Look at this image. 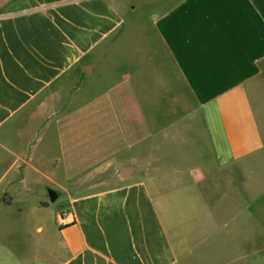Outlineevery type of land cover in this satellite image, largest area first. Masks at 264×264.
Here are the masks:
<instances>
[{"label": "crops", "instance_id": "0c3cea01", "mask_svg": "<svg viewBox=\"0 0 264 264\" xmlns=\"http://www.w3.org/2000/svg\"><path fill=\"white\" fill-rule=\"evenodd\" d=\"M125 5L0 0V264H264V0Z\"/></svg>", "mask_w": 264, "mask_h": 264}, {"label": "rangeland", "instance_id": "374dc122", "mask_svg": "<svg viewBox=\"0 0 264 264\" xmlns=\"http://www.w3.org/2000/svg\"><path fill=\"white\" fill-rule=\"evenodd\" d=\"M130 0H124L125 2V6H128V3H129ZM249 169L251 171V179H255V181L257 180V183H260V184H264V158L263 160H254V161H251L250 164H249ZM259 179H262V180H259ZM259 180V181H258ZM32 208H27L25 209L28 213V211H31ZM12 210H14L13 208L12 209H9V210H6V211H0V221L5 220V221H8V223H11L10 226H12V229L14 230H19L22 232V229L25 230V236H29V234L31 232L34 231L35 227H36V224H34V222H27L22 220V219H16V221H13L11 215L9 214H4V212H13ZM52 209H47V210H43L41 212V219L43 222L46 223V221H49L51 215H50V211ZM214 210V209H213ZM214 211H215V214H214ZM213 211V223H203L202 224V227H201V231L204 232V231H208L210 230L211 228L212 229H215L219 226V224H221L220 221L222 220H226V213L224 211L223 208H216L215 210ZM5 216V217H4ZM37 217V216H36ZM183 227V226H182ZM9 229L5 228V227H0V234L1 233H5V232H8ZM30 232V233H29ZM181 232H184V234L186 233L187 235H191V237L193 236V229H192V226H187L185 227V229L183 230V228L181 229ZM220 232H225V230L223 231H220ZM32 239V238H31ZM224 243H226V240L225 239H216L213 241V244L211 245V249H210V245H205L203 247V251H210L212 250L214 255H213V258L211 261H208L209 263L211 264H221V258H224L226 255H225V250H224ZM29 257V260L30 258L32 257V254L31 256L30 255H27ZM8 262V261H7Z\"/></svg>", "mask_w": 264, "mask_h": 264}, {"label": "water", "instance_id": "95a60500", "mask_svg": "<svg viewBox=\"0 0 264 264\" xmlns=\"http://www.w3.org/2000/svg\"><path fill=\"white\" fill-rule=\"evenodd\" d=\"M119 171H120V173H121L123 178H127V174H129V172L131 171V168H129V167H119ZM49 198L53 199L52 193H49Z\"/></svg>", "mask_w": 264, "mask_h": 264}, {"label": "built area", "instance_id": "2783aa9c", "mask_svg": "<svg viewBox=\"0 0 264 264\" xmlns=\"http://www.w3.org/2000/svg\"><path fill=\"white\" fill-rule=\"evenodd\" d=\"M71 221H72V219H71V215L69 213H67L64 216H61V218H60L61 224H67V223H70Z\"/></svg>", "mask_w": 264, "mask_h": 264}, {"label": "trees", "instance_id": "16d2710c", "mask_svg": "<svg viewBox=\"0 0 264 264\" xmlns=\"http://www.w3.org/2000/svg\"><path fill=\"white\" fill-rule=\"evenodd\" d=\"M44 206V204H42Z\"/></svg>", "mask_w": 264, "mask_h": 264}]
</instances>
